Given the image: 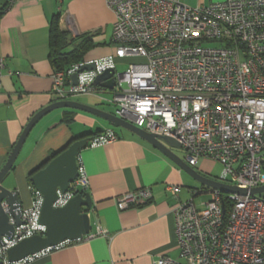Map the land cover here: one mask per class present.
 Here are the masks:
<instances>
[{
	"label": "built area",
	"instance_id": "built-area-1",
	"mask_svg": "<svg viewBox=\"0 0 264 264\" xmlns=\"http://www.w3.org/2000/svg\"><path fill=\"white\" fill-rule=\"evenodd\" d=\"M16 0H8L11 5ZM114 14L113 50L53 70V100L111 93L114 114L148 132L174 138L194 167L205 158L221 164L220 181L250 189L264 185V0H222L196 6L180 0H105ZM136 58V61H126ZM93 68L79 70L84 64ZM117 64L124 69L117 72ZM0 67L3 61L0 58ZM112 68L114 86L93 84ZM77 74L76 83L71 76ZM104 99V98H103ZM106 130L87 145L113 141ZM77 176L65 191L56 190L54 207L65 205L88 187L80 154ZM181 186L165 191L178 199ZM208 192L200 206L195 194ZM152 198L150 187L115 197L118 209ZM43 197L32 189L31 204L20 222L0 241L2 264H25L71 241L46 247L10 262L6 250L23 238L43 235ZM6 208V203H3ZM178 258L158 257L153 264H264V195L203 187L173 208ZM96 233L105 235L101 226ZM93 234L89 233L88 236Z\"/></svg>",
	"mask_w": 264,
	"mask_h": 264
},
{
	"label": "crops",
	"instance_id": "crops-1",
	"mask_svg": "<svg viewBox=\"0 0 264 264\" xmlns=\"http://www.w3.org/2000/svg\"><path fill=\"white\" fill-rule=\"evenodd\" d=\"M4 1L0 0V7ZM180 1L196 6L220 0ZM55 14L69 41L85 35L95 44L82 60L113 50L114 14L105 0H16L5 10L0 17V168L30 117L55 101L50 94L54 69L49 58L50 19ZM90 106L113 114L115 110ZM64 114L69 121H62ZM106 130L115 133L113 141L87 145L79 151L89 181L85 191L92 201L88 214L93 235L25 264H153L163 255L178 258L173 208L178 200H186L181 197L183 171L146 140L100 117L71 108L44 114L29 131L2 184L15 190L22 207L30 206L29 173L75 136L89 133L79 137L89 138L94 132ZM215 163L202 158L194 168L213 178L210 172ZM170 183L181 186L178 199L165 191ZM141 187L151 188L149 201L117 208L115 197ZM98 225L105 235L96 233Z\"/></svg>",
	"mask_w": 264,
	"mask_h": 264
},
{
	"label": "water",
	"instance_id": "water-1",
	"mask_svg": "<svg viewBox=\"0 0 264 264\" xmlns=\"http://www.w3.org/2000/svg\"><path fill=\"white\" fill-rule=\"evenodd\" d=\"M90 68H93L92 63L84 64L79 70ZM113 72L114 70L112 68L106 69L95 77L93 84L104 89H112L114 86ZM71 79L73 83H76L77 74L73 73ZM56 108L80 110L135 133L165 155L201 186L216 188L224 192L249 193L251 195L262 194L264 192V185L246 189L234 184L215 180L214 178L199 173L194 167L188 165L171 150L173 146H181L170 136L148 132L113 113L95 106L71 99L56 100L42 107L30 117L16 142L13 144L6 161L0 168V241L2 237H10L12 235L14 225L11 223L10 217L14 219L15 224H18L20 222V209L22 208L15 190L5 187L2 184V180L12 168L29 131L36 121L47 112ZM87 141V137L73 140L55 156L51 157L44 166L37 168L31 174L30 181L33 188L39 191L43 197L40 210V222L46 226V230L43 235H32L23 238L15 245L9 247L6 250V258L10 262L19 261L28 255L66 240L73 241L80 239L90 233L91 225L88 212L91 210L92 201L88 192L76 193L63 206L54 207L52 205L57 197L56 190L65 191L68 184L75 180L77 176L76 157L79 151L87 146ZM3 203H6V208L3 206ZM0 264H2L1 260Z\"/></svg>",
	"mask_w": 264,
	"mask_h": 264
},
{
	"label": "trees",
	"instance_id": "trees-1",
	"mask_svg": "<svg viewBox=\"0 0 264 264\" xmlns=\"http://www.w3.org/2000/svg\"><path fill=\"white\" fill-rule=\"evenodd\" d=\"M8 0L4 1V4L0 7V17L1 15L9 8ZM50 39H49V58L54 70L66 69L70 67L72 64L83 59L85 53L93 47L95 44L85 35L79 36L77 39L73 41H69L68 32L66 30H62L59 27V16L55 14L50 19ZM70 45V46H68ZM68 46V47H67ZM69 48V49H68ZM69 116L64 114L62 121H69ZM102 132H94L92 136L88 139L92 138L95 135H98ZM89 133H86L81 136H87ZM81 136H75L72 138L65 146H67L73 139L79 138ZM60 151V150H59ZM59 151L51 153L48 159L41 164L40 167L44 166L46 162L53 156H55ZM35 170H32L28 175L29 183L33 189V186L30 181V176ZM217 178V177H215ZM204 186H202L203 188ZM200 188V190L202 189ZM197 190V189H195ZM83 192V191H82ZM196 195V194H195ZM263 195V194H260Z\"/></svg>",
	"mask_w": 264,
	"mask_h": 264
},
{
	"label": "rangeland",
	"instance_id": "rangeland-1",
	"mask_svg": "<svg viewBox=\"0 0 264 264\" xmlns=\"http://www.w3.org/2000/svg\"><path fill=\"white\" fill-rule=\"evenodd\" d=\"M220 1H222V0H220ZM84 57H85V55H84ZM126 61H136V58H131L129 60L126 59ZM124 67H125L124 65L117 64V68H116L117 72L122 71L124 69ZM111 97H112L111 93L110 94L102 93L101 95L82 94V95H77V96L71 97V100H78V101H81V102L89 104V105L90 104H96V105H99L100 107H105L109 111L112 112L115 109V105L112 102H105L104 101L105 104L103 103V98L104 99H110ZM56 109L59 110L60 108H56ZM56 109H53V110H56ZM172 149L177 151L176 155L185 161V152L181 147L173 146ZM210 175L217 177V178H214V177L213 178L215 180L220 181L218 178H220L222 176L221 164L215 163V166H213L211 168ZM183 176H184V180L181 184L183 186L181 197L183 199H188L192 196V191H194L195 189L200 190V188H202V186L197 181L192 179L189 175H187L185 172H183ZM187 186H189V187H187ZM190 187H192V189H190ZM262 194L264 195V192ZM208 197H209L208 192H206V191L200 192L194 196V202L196 205H199L200 202L208 200Z\"/></svg>",
	"mask_w": 264,
	"mask_h": 264
}]
</instances>
